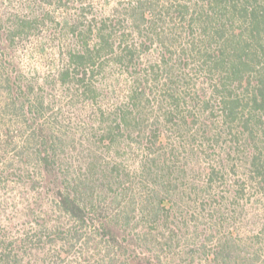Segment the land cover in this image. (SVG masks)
Here are the masks:
<instances>
[{
    "label": "trees",
    "instance_id": "obj_1",
    "mask_svg": "<svg viewBox=\"0 0 264 264\" xmlns=\"http://www.w3.org/2000/svg\"><path fill=\"white\" fill-rule=\"evenodd\" d=\"M27 45L59 64L25 76ZM250 192L264 0H0V208L54 213L80 264H264Z\"/></svg>",
    "mask_w": 264,
    "mask_h": 264
},
{
    "label": "rangeland",
    "instance_id": "obj_2",
    "mask_svg": "<svg viewBox=\"0 0 264 264\" xmlns=\"http://www.w3.org/2000/svg\"><path fill=\"white\" fill-rule=\"evenodd\" d=\"M90 1L104 4L105 0H85V3ZM119 1L124 2L116 0V3ZM48 9L52 11L51 8ZM29 52L30 45H27L18 53L19 66L25 76H32L36 72L37 77H46L59 64L53 58L36 61L27 56ZM250 193L253 200L243 213L244 222L240 233L251 242H257V231L264 220V200H259L253 192ZM55 218L54 213H25L14 206L0 208V264H80L84 257L78 249L79 244L74 247L62 246L59 243L61 235L49 227L52 223L50 221Z\"/></svg>",
    "mask_w": 264,
    "mask_h": 264
}]
</instances>
